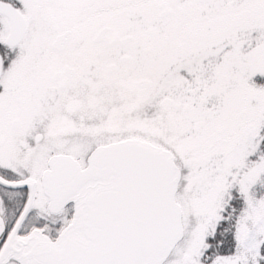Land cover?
<instances>
[{
    "label": "snow or ice",
    "instance_id": "6c2138e0",
    "mask_svg": "<svg viewBox=\"0 0 264 264\" xmlns=\"http://www.w3.org/2000/svg\"><path fill=\"white\" fill-rule=\"evenodd\" d=\"M0 264H264V0H0Z\"/></svg>",
    "mask_w": 264,
    "mask_h": 264
}]
</instances>
